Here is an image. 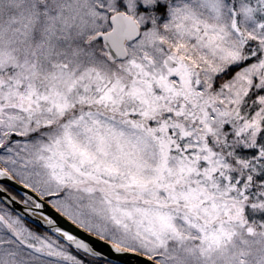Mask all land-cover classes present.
<instances>
[{"label":"snow or ice","instance_id":"6c2138e0","mask_svg":"<svg viewBox=\"0 0 264 264\" xmlns=\"http://www.w3.org/2000/svg\"><path fill=\"white\" fill-rule=\"evenodd\" d=\"M0 264H264V0H0Z\"/></svg>","mask_w":264,"mask_h":264}]
</instances>
